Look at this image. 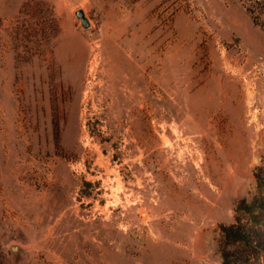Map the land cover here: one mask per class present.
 <instances>
[{
  "label": "rangeland",
  "instance_id": "obj_1",
  "mask_svg": "<svg viewBox=\"0 0 264 264\" xmlns=\"http://www.w3.org/2000/svg\"><path fill=\"white\" fill-rule=\"evenodd\" d=\"M260 172L241 0H0V264H264L222 230Z\"/></svg>",
  "mask_w": 264,
  "mask_h": 264
},
{
  "label": "trees",
  "instance_id": "obj_2",
  "mask_svg": "<svg viewBox=\"0 0 264 264\" xmlns=\"http://www.w3.org/2000/svg\"><path fill=\"white\" fill-rule=\"evenodd\" d=\"M251 15L255 24H264V0H241ZM259 188L264 189V177L261 172L257 174ZM239 209L248 213L255 222L264 225V216L259 214V210H264V198L255 197L250 203L243 201L239 204ZM224 235L231 243H243L255 250L264 249V227L248 225L238 220L236 223L224 225L222 227ZM223 264H237L241 257L237 251L223 248L221 251Z\"/></svg>",
  "mask_w": 264,
  "mask_h": 264
},
{
  "label": "water",
  "instance_id": "obj_3",
  "mask_svg": "<svg viewBox=\"0 0 264 264\" xmlns=\"http://www.w3.org/2000/svg\"><path fill=\"white\" fill-rule=\"evenodd\" d=\"M76 14H77V16L79 18H81L82 24H83L84 27H90V25H91L90 20L85 15L84 10L80 9V10L77 11ZM14 249H16V247H14Z\"/></svg>",
  "mask_w": 264,
  "mask_h": 264
},
{
  "label": "bare ground",
  "instance_id": "obj_4",
  "mask_svg": "<svg viewBox=\"0 0 264 264\" xmlns=\"http://www.w3.org/2000/svg\"><path fill=\"white\" fill-rule=\"evenodd\" d=\"M144 213V212H143Z\"/></svg>",
  "mask_w": 264,
  "mask_h": 264
}]
</instances>
